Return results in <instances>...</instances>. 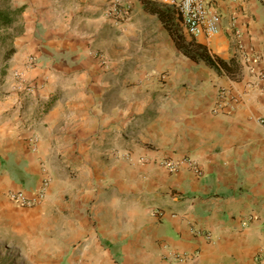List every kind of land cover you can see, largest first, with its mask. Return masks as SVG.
<instances>
[{
    "label": "crops",
    "instance_id": "obj_1",
    "mask_svg": "<svg viewBox=\"0 0 264 264\" xmlns=\"http://www.w3.org/2000/svg\"><path fill=\"white\" fill-rule=\"evenodd\" d=\"M38 1L34 26L44 32L37 38V70L29 69L40 74L37 88L27 98L17 96L18 109L6 122L11 139L1 135L7 140L9 189L38 185L42 165L52 174L40 203L15 206L28 208L55 234L48 264L264 259V0H215L222 15L219 32L192 35L211 56L232 62L233 75L190 58L164 25L166 34H156L161 26L144 23L141 16L153 15L144 9L112 28L104 15L106 0H73V6ZM128 1L133 9L136 1ZM28 14L22 16L27 20ZM25 29L30 39L34 29ZM116 29L123 30L117 35ZM143 38L152 40L150 52L165 66L173 57L179 62L170 76L189 83L179 94L158 86L165 74L159 65L145 64ZM103 39L132 45V74L143 79L140 84L119 79L130 74L128 61L101 47ZM31 136H37L35 150ZM181 156L196 158L203 175L186 164L170 172L159 163ZM18 214L14 210L11 222L27 227L28 212L22 219ZM195 250V259L180 263L166 257Z\"/></svg>",
    "mask_w": 264,
    "mask_h": 264
},
{
    "label": "rangeland",
    "instance_id": "obj_2",
    "mask_svg": "<svg viewBox=\"0 0 264 264\" xmlns=\"http://www.w3.org/2000/svg\"><path fill=\"white\" fill-rule=\"evenodd\" d=\"M134 1L136 2L133 6L134 8L132 9L131 15L133 14L134 10L139 9L140 12H142L143 9L146 10L142 0V4L140 1ZM152 1L157 3V5L159 6L166 8L167 10H171V29L166 27L160 17L154 13H152L153 15L151 17L147 15H140L142 21L146 24H149V26L151 27L154 26V28L155 26H161L160 30H156V34H159L160 36H164L166 34L165 29H163L164 25V28H166V30H168L172 34L175 41L176 38H179V40L184 44L190 43L192 35L183 31L175 8H173L163 0ZM38 2V0H0V10L2 11H6L8 13L10 12L12 14V12H14L16 9L22 8L19 13L15 14V16L13 17L14 19L11 23L0 24V264H48V260L52 257V252L50 250L52 246L51 242L57 241V238H54L55 234H49L50 231H53L46 228L42 221L36 219V216L29 214L28 208L18 209L6 197V192L11 186L6 179V170L9 169L10 166L3 151L4 145L7 142L6 139H3V136L10 130V128L8 129L9 125L6 124L9 119V113L15 112L18 109V103L16 102L17 96L27 98V94L19 86L21 84H17V74H23L27 81H32L35 84L36 88V84L38 83V78L40 75L39 72H31V77L29 69H37L36 67H29L27 65V59L30 56H35V54L40 50V43L37 42V38H41L42 33L44 32L43 30L37 29L34 26L36 14L33 12V9H37ZM65 2L69 3L72 6L75 5L73 0H65ZM109 2V0H106V9L104 15L108 20L107 24L113 28L117 25L114 23L112 14L109 12ZM136 3L139 7H136ZM146 11L150 12L148 10ZM23 12L29 13L27 20L24 18V16H22ZM26 25L29 26V28L33 27L34 29L31 30L33 31V35L30 39L26 38L27 36H25ZM118 30L116 29L117 35L122 32ZM113 33L114 32L112 31L110 34ZM122 38L125 39V36H123ZM151 41L146 40L145 38L141 39L142 46L145 48V64L148 63L155 66L159 65V67L162 68V73L165 75L164 78L158 79V86L161 88L167 86L175 94H179L181 86H189L188 82L181 83L180 81L182 79L178 77L177 74L170 76L171 70L177 69V65L179 64V62L175 57H173L171 65L165 66L163 64L164 60H161L160 55H155L154 53L150 52L153 49V46L150 45ZM98 43L99 45H101V47H107V49L112 53V56L115 59L120 60L121 57H126V60L128 62L125 65V71L129 72L131 75L128 74L127 77L121 76V78H119L121 81L125 78V81L128 85L140 84L143 81V79L132 74L135 68L136 61H134L132 50L133 48L131 44L128 45L124 40L119 45L111 44V42H108L105 39L101 40V42L98 40ZM176 44L179 48L177 42ZM123 49H125L126 51L123 52ZM98 53L104 54V52L100 51ZM104 56L109 61L108 54H105ZM108 61L107 64L109 63ZM191 69L192 68L190 67L188 70ZM159 98L160 100L162 98H165L163 90L160 91ZM144 101H149V94L146 95ZM13 102H15V104L12 105ZM7 136L8 139L11 137V135H5V137ZM25 161L28 162L29 160L25 158ZM34 164L35 161L32 160L30 162V165ZM42 168L44 169L43 165ZM21 177L25 180L24 174H22ZM14 210L16 211V214H18L19 212L17 218L20 219H22L21 213H24L26 215V213L28 212L29 222L27 227L24 223L22 226L20 221L15 224L11 222L10 217L13 215ZM46 242L50 243L46 245ZM164 260L167 259L164 258Z\"/></svg>",
    "mask_w": 264,
    "mask_h": 264
},
{
    "label": "built area",
    "instance_id": "obj_3",
    "mask_svg": "<svg viewBox=\"0 0 264 264\" xmlns=\"http://www.w3.org/2000/svg\"><path fill=\"white\" fill-rule=\"evenodd\" d=\"M169 5H172L181 21L183 26L186 28L187 32L191 35H198L205 32L208 36H212L219 32L222 15L215 6V0H163ZM109 12L112 14V19L115 24H121L127 20L132 12L131 3L128 0H111L109 2ZM27 65L29 67H36L38 65V60L34 56H30L27 59ZM18 82L17 84L24 90L27 94L34 89L35 84L32 81H27L23 74H17ZM222 96L225 100V105L229 103V96L225 90H222ZM223 103V102H222ZM221 108V106H220ZM29 143L32 149H37V136H31L29 138ZM139 161H146L148 158L139 157ZM160 165L168 169L170 172L178 170V168L186 164L188 165L198 176L203 175V170L196 160V158L190 156L181 157H164L159 160ZM44 173L41 181L38 185L33 188L26 189L23 187L12 188L6 192L7 199L17 207H27L34 206L40 203L46 196L47 189L52 181V174L49 169L44 166ZM159 214H162V210L157 208L156 210ZM208 238L211 234L206 233ZM167 259H171L177 263L183 262L187 259H195L198 252L191 251L187 253H174L173 255L167 253ZM258 264H264V259L258 260Z\"/></svg>",
    "mask_w": 264,
    "mask_h": 264
},
{
    "label": "trees",
    "instance_id": "obj_4",
    "mask_svg": "<svg viewBox=\"0 0 264 264\" xmlns=\"http://www.w3.org/2000/svg\"><path fill=\"white\" fill-rule=\"evenodd\" d=\"M144 3V7L146 10L150 11L151 13L157 14L160 19L163 21V23L171 29V23L172 20V12L171 10H167L166 8H163L157 3H155L152 0H142ZM22 8L16 9L12 14L6 11L0 10V24H8L13 21V17L15 14L19 13ZM176 42L178 43L179 47L182 49V51L188 55L190 58L194 60H205L208 64L220 67L222 68L227 74L233 75L234 67H232V62H229L228 60H225L219 56H211L210 53L204 48L201 44H197L194 39H191L190 43L184 44L182 43L179 38H176Z\"/></svg>",
    "mask_w": 264,
    "mask_h": 264
}]
</instances>
